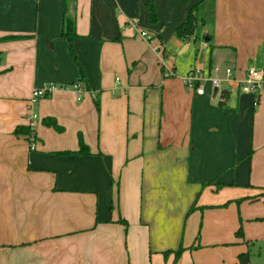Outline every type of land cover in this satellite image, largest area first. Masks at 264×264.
Listing matches in <instances>:
<instances>
[{
	"label": "crops",
	"instance_id": "0c3cea01",
	"mask_svg": "<svg viewBox=\"0 0 264 264\" xmlns=\"http://www.w3.org/2000/svg\"><path fill=\"white\" fill-rule=\"evenodd\" d=\"M146 1L0 0V264H158L154 254L172 246L158 238L179 234L192 201L180 211L171 192L168 204L178 208L164 210L163 174L209 192L224 184L230 193H264V89L246 93L229 81L243 80L258 56L264 64V2L214 0L203 15L214 8L215 23L201 44L176 29L202 0H154L157 23ZM65 17L74 19L72 41ZM199 49L202 61L191 62ZM191 70L202 81L187 86ZM79 80L82 100L61 89ZM55 83L34 104L33 134L16 135L29 125L34 89ZM45 117L64 130L45 126ZM80 134L89 153L77 152ZM237 249L238 263L246 249Z\"/></svg>",
	"mask_w": 264,
	"mask_h": 264
},
{
	"label": "rangeland",
	"instance_id": "374dc122",
	"mask_svg": "<svg viewBox=\"0 0 264 264\" xmlns=\"http://www.w3.org/2000/svg\"><path fill=\"white\" fill-rule=\"evenodd\" d=\"M264 2V0H262ZM209 6V5H208ZM214 8L211 15H208V24L206 27L211 28L215 23ZM261 32L260 36L264 37V5H261ZM200 43H205L202 35L204 29L200 31ZM158 44L154 45V49ZM156 51V50H155ZM201 52V49H199ZM186 57L199 58L198 62L202 61V52ZM180 56V55H179ZM164 61H167L164 59ZM160 61V65L165 71V76H170L171 71L166 62ZM133 66L131 65V68ZM130 72V71H129ZM82 83L81 80L72 82ZM71 84V83H70ZM69 85V84H68ZM55 86H59L55 83ZM171 174H163L162 180L159 182V191L163 193L165 207L164 210H172L176 212L178 206L176 204H168L171 202V192H177L180 201V211L184 203L190 202L187 211L185 210L179 220V230L174 234V237L161 238L158 240L167 244H174L172 247H164L163 250L155 253L158 255V264H238L235 260L233 251L236 248V254L239 249L237 247L243 246L246 251L249 250L251 264H264V193L260 190L252 191L239 189L236 192L230 193L229 188L220 185H214L213 190L209 192L208 185L195 184L188 181L187 176L181 175L180 178L170 179ZM194 185V187H191ZM224 187V188H223ZM222 188V189H221ZM211 190V189H210ZM199 202L206 200L209 202L208 206H198ZM193 200H195L193 202ZM193 202V203H192ZM200 203V204H201ZM194 204V205H192ZM194 209L190 211L191 207ZM200 210L198 218L193 225V212ZM241 229L243 237L237 240L241 245L235 244L234 238L237 230ZM157 242V239H154ZM153 248L154 243L150 239ZM177 243V245H176ZM190 249H196L190 252ZM180 251V253H178ZM156 258L154 262L157 263ZM197 261V262H196Z\"/></svg>",
	"mask_w": 264,
	"mask_h": 264
},
{
	"label": "trees",
	"instance_id": "16d2710c",
	"mask_svg": "<svg viewBox=\"0 0 264 264\" xmlns=\"http://www.w3.org/2000/svg\"><path fill=\"white\" fill-rule=\"evenodd\" d=\"M213 4H214V0H202L199 3H196L195 5H193L190 8L185 21L177 27L176 29L177 36L182 39H189L192 37L195 39L201 38L200 31L204 29V27L209 22L208 16L203 15V12L204 10L207 9L208 5H210L211 7ZM145 5H146V9L150 16V21L152 23H157L158 16H157V12L155 9L154 0H147ZM75 35L76 33H75L74 19L70 17H65L64 27H63V36L67 37L70 41H72ZM206 36L207 34H205L202 37L205 38ZM42 123L45 126L52 127L55 130L60 131V132L64 130V128L57 123V120L54 117H45L42 119ZM33 132H34V129H32L30 125L17 126L14 131L16 135H19V134L32 135ZM79 145H80V150L77 151L78 153L86 154L90 152L89 147L83 141V137L81 134L79 135ZM193 209H194V206L191 207L190 211H192ZM119 222L124 224L125 227L128 226L127 221L123 218L120 219ZM236 235L238 237H243L242 230L241 229L237 230ZM178 253H180V251H178ZM250 261H251V258H250L249 250L242 252L238 255L239 264H250Z\"/></svg>",
	"mask_w": 264,
	"mask_h": 264
},
{
	"label": "built area",
	"instance_id": "2783aa9c",
	"mask_svg": "<svg viewBox=\"0 0 264 264\" xmlns=\"http://www.w3.org/2000/svg\"><path fill=\"white\" fill-rule=\"evenodd\" d=\"M139 34L140 36H142L143 38H146L150 42L156 39V35H151L144 30H140ZM155 50L158 53H163L164 46L162 44H158L155 47ZM226 73L228 77L232 75L230 69H227ZM183 80H184L185 85L194 86L195 82H201L202 78L199 75L198 71L191 70L184 77ZM229 81L232 83V85L233 83L237 85L240 91L246 92V93L252 92V93H256L257 95L261 90L264 89V68H257L256 66H251L246 70L245 77L243 80L229 79ZM213 85L218 88L219 81L214 79ZM59 88L60 87H57L54 84H49V85H45L43 87L34 89L32 96L30 98L31 106H30V111L28 114L29 125L32 127V129H34V127L36 126L39 120V116L35 112L34 104H36L39 99L54 93ZM61 89H68V90L74 91L77 95L78 100H82L84 97V94L87 92L86 88L81 83H78V82H75L68 86H64ZM203 92H204L203 85H199L197 87V93L203 94Z\"/></svg>",
	"mask_w": 264,
	"mask_h": 264
},
{
	"label": "water",
	"instance_id": "95a60500",
	"mask_svg": "<svg viewBox=\"0 0 264 264\" xmlns=\"http://www.w3.org/2000/svg\"><path fill=\"white\" fill-rule=\"evenodd\" d=\"M205 40L208 41L209 38L206 37ZM256 67H257V68H263V67H264L263 61H262V59H261L260 56L257 57V60H256ZM216 93H217V89L214 90V95H216Z\"/></svg>",
	"mask_w": 264,
	"mask_h": 264
}]
</instances>
